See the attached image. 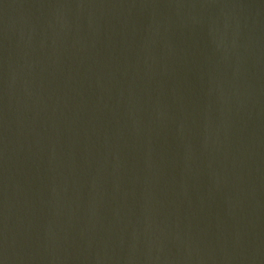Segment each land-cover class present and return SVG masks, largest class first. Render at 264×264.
<instances>
[{
  "label": "water",
  "instance_id": "1",
  "mask_svg": "<svg viewBox=\"0 0 264 264\" xmlns=\"http://www.w3.org/2000/svg\"><path fill=\"white\" fill-rule=\"evenodd\" d=\"M0 264H264V0H0Z\"/></svg>",
  "mask_w": 264,
  "mask_h": 264
}]
</instances>
